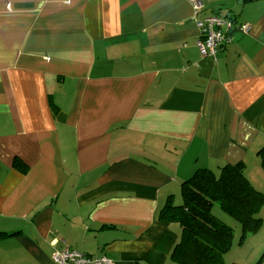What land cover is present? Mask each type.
Wrapping results in <instances>:
<instances>
[{
    "label": "crops",
    "instance_id": "1",
    "mask_svg": "<svg viewBox=\"0 0 264 264\" xmlns=\"http://www.w3.org/2000/svg\"><path fill=\"white\" fill-rule=\"evenodd\" d=\"M194 1L0 0V264H178L184 181L243 163L264 192V0H200L250 26L215 59Z\"/></svg>",
    "mask_w": 264,
    "mask_h": 264
},
{
    "label": "trees",
    "instance_id": "2",
    "mask_svg": "<svg viewBox=\"0 0 264 264\" xmlns=\"http://www.w3.org/2000/svg\"><path fill=\"white\" fill-rule=\"evenodd\" d=\"M261 163L264 169V151ZM181 201L176 203L172 196L159 214L161 221L181 227V239L171 254L178 264L225 263L234 247L235 230L214 215L216 205L240 223L243 238L259 232L263 224L264 193L246 177L243 163L226 165L218 175L199 169L183 182ZM8 236L0 232V242Z\"/></svg>",
    "mask_w": 264,
    "mask_h": 264
},
{
    "label": "built area",
    "instance_id": "3",
    "mask_svg": "<svg viewBox=\"0 0 264 264\" xmlns=\"http://www.w3.org/2000/svg\"><path fill=\"white\" fill-rule=\"evenodd\" d=\"M195 16L194 25L199 31L198 46L202 56L216 58L218 52L233 42V32L240 28L245 33L250 30L249 25H238L230 16L211 15L199 18L204 8L202 1L193 2ZM53 264H113L107 256L94 257L72 249L57 250L52 255Z\"/></svg>",
    "mask_w": 264,
    "mask_h": 264
},
{
    "label": "rangeland",
    "instance_id": "4",
    "mask_svg": "<svg viewBox=\"0 0 264 264\" xmlns=\"http://www.w3.org/2000/svg\"><path fill=\"white\" fill-rule=\"evenodd\" d=\"M220 173V170L216 173L217 175ZM254 182L258 187L264 188V178L262 180H254ZM264 193V192H263ZM181 201V195L177 197L176 203ZM182 202V201H181ZM214 215L223 221L224 223L228 224L235 230V238H234V247L232 248L231 252L226 256V260L224 264H229L234 259H240L239 254H256L260 257L264 254V207L261 212V216L263 218V224L260 228L259 232L245 234L243 238V233L241 229V225L238 221L234 218L227 215L219 205H216L213 210ZM251 239L247 240L250 236ZM243 240V241H242ZM243 242L240 246V242ZM242 248V249H241Z\"/></svg>",
    "mask_w": 264,
    "mask_h": 264
}]
</instances>
